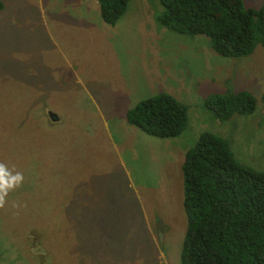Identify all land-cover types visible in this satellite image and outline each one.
Instances as JSON below:
<instances>
[{"label":"rangeland","instance_id":"rangeland-1","mask_svg":"<svg viewBox=\"0 0 264 264\" xmlns=\"http://www.w3.org/2000/svg\"><path fill=\"white\" fill-rule=\"evenodd\" d=\"M96 1L0 0V162L24 175L0 208V264H180L182 164L199 135L264 172V48L221 56L161 26L159 0H130L110 26ZM238 90L255 111L219 121L206 99ZM160 94L186 107L177 136L127 121Z\"/></svg>","mask_w":264,"mask_h":264},{"label":"trees","instance_id":"trees-1","mask_svg":"<svg viewBox=\"0 0 264 264\" xmlns=\"http://www.w3.org/2000/svg\"><path fill=\"white\" fill-rule=\"evenodd\" d=\"M130 0H97L102 20L114 25ZM157 22L182 34H203L225 57L264 48V3L243 0H159ZM264 103V95L263 101ZM205 105L220 120L251 114L256 98L247 91L209 96ZM129 124L158 137L179 135L186 107L170 94L147 97L130 108ZM186 232L180 264H264V172L240 163L226 139L203 132L182 164ZM49 254V253H48Z\"/></svg>","mask_w":264,"mask_h":264},{"label":"clouds","instance_id":"clouds-1","mask_svg":"<svg viewBox=\"0 0 264 264\" xmlns=\"http://www.w3.org/2000/svg\"><path fill=\"white\" fill-rule=\"evenodd\" d=\"M23 181L22 172L10 170L6 164L0 162V208L5 207L9 193L20 187Z\"/></svg>","mask_w":264,"mask_h":264},{"label":"water","instance_id":"water-1","mask_svg":"<svg viewBox=\"0 0 264 264\" xmlns=\"http://www.w3.org/2000/svg\"><path fill=\"white\" fill-rule=\"evenodd\" d=\"M44 110H45V114L47 115V117L50 121L57 119V115L55 113H53L50 109L46 108Z\"/></svg>","mask_w":264,"mask_h":264},{"label":"crops","instance_id":"crops-1","mask_svg":"<svg viewBox=\"0 0 264 264\" xmlns=\"http://www.w3.org/2000/svg\"><path fill=\"white\" fill-rule=\"evenodd\" d=\"M96 2H97V1H96ZM115 24H116V23H115ZM115 24H114V25H115ZM108 25H110V24H108ZM114 25H110V26H114Z\"/></svg>","mask_w":264,"mask_h":264}]
</instances>
